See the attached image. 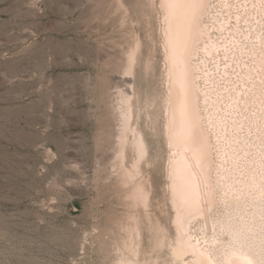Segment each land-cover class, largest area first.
I'll return each mask as SVG.
<instances>
[{"label": "rangeland", "instance_id": "374dc122", "mask_svg": "<svg viewBox=\"0 0 264 264\" xmlns=\"http://www.w3.org/2000/svg\"><path fill=\"white\" fill-rule=\"evenodd\" d=\"M231 4L245 40L260 13L250 0L248 14L244 0ZM208 24L220 42L229 38ZM162 44L158 0H0V264H116L135 223L136 264H182L171 246ZM219 58L221 67L230 59ZM229 67L226 80L212 68V80L234 89L240 73ZM122 91L147 145L137 170L131 132L122 162L114 152ZM137 181L150 191L147 207L127 198Z\"/></svg>", "mask_w": 264, "mask_h": 264}, {"label": "bare ground", "instance_id": "6f19581e", "mask_svg": "<svg viewBox=\"0 0 264 264\" xmlns=\"http://www.w3.org/2000/svg\"><path fill=\"white\" fill-rule=\"evenodd\" d=\"M217 3L158 0L165 61L163 129L175 230L172 252L182 264H264V139H256L264 138V35L251 32V27L264 26V0H250V8L261 18L249 21L245 40L237 35L240 27L231 26V0ZM221 11L228 15H218ZM233 15L248 21L241 11ZM209 18L220 32L228 31L224 42L214 37ZM242 51L248 61L237 56ZM221 53L230 58L223 67ZM134 61L132 54L125 67L128 73ZM210 61L225 80L229 66H237L240 86L220 87L212 80ZM132 96L123 91L118 96L120 127L114 152L122 162L131 132L137 170L147 145L142 131L131 124ZM253 147L257 151L251 154ZM149 197L141 181L127 193L132 208L147 207ZM126 230L125 242L117 245L121 255L116 264L139 262L140 226L135 223Z\"/></svg>", "mask_w": 264, "mask_h": 264}]
</instances>
